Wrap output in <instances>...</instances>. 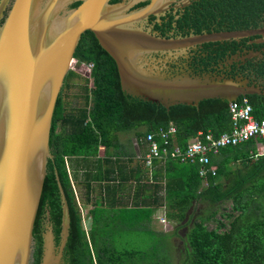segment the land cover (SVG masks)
Segmentation results:
<instances>
[{"label": "water", "instance_id": "obj_1", "mask_svg": "<svg viewBox=\"0 0 264 264\" xmlns=\"http://www.w3.org/2000/svg\"><path fill=\"white\" fill-rule=\"evenodd\" d=\"M233 0H0V264H30L45 175L54 179L37 216V264H74L66 201L54 170L51 127L62 80L84 31L113 60L129 109L197 110L264 95L247 71L264 60V25L231 29Z\"/></svg>", "mask_w": 264, "mask_h": 264}, {"label": "trees", "instance_id": "obj_2", "mask_svg": "<svg viewBox=\"0 0 264 264\" xmlns=\"http://www.w3.org/2000/svg\"><path fill=\"white\" fill-rule=\"evenodd\" d=\"M223 14L225 25L231 29L263 26L264 0L225 2ZM73 58L91 64L89 78L85 77L91 86H82L81 104L77 106H63L57 100L51 127L54 170L67 205L73 263L169 264L163 241L147 250H133L124 247L117 236L133 229L152 232L151 209L163 207L174 229L191 223L182 241L180 264H264V156L254 155L262 142L249 139L220 148L211 157L215 174L207 177L206 186H201L196 164L169 158L154 161L158 163L152 171L150 195L141 200L130 188L128 193L127 177L118 175L133 170V166L127 167V159L115 162L109 151L119 149L117 132L134 129L135 145L142 153L144 134L169 123L176 129L170 144L179 148L198 131L216 136L230 127L228 102L204 103L197 110L129 109L119 90L115 64L97 46L90 31L80 34ZM247 71L264 83L263 59L250 60ZM66 76L77 73L69 70ZM245 97L253 117L264 119V95ZM57 126L64 129L56 130ZM100 147L103 153L98 156ZM69 157L82 167L85 196L78 202L70 182L72 179L74 183L76 172L70 173V178L65 163ZM138 162L143 164L141 157ZM47 191L54 227L60 223L56 185L51 175H45L33 220L30 264H37L39 258L37 216ZM116 194L118 198H114ZM203 202L211 209L199 216L194 205ZM81 203L89 204L85 212ZM210 220L214 225H208Z\"/></svg>", "mask_w": 264, "mask_h": 264}, {"label": "built area", "instance_id": "obj_3", "mask_svg": "<svg viewBox=\"0 0 264 264\" xmlns=\"http://www.w3.org/2000/svg\"><path fill=\"white\" fill-rule=\"evenodd\" d=\"M85 67L89 75L91 64L78 63L72 58L69 70ZM252 107L247 97L235 98L228 102L230 127L228 130L214 136L210 132L198 131L191 137L183 148L170 144L176 129L172 123L159 126L154 131H148L142 138L141 160L143 165L151 167L154 160L175 159L197 165V174L201 179V186L207 185V177L213 176L215 170L211 167V157L217 151L228 145L243 143L249 139L262 142L257 145L254 155L264 156V119H256L251 113ZM161 142V144L158 143ZM163 222V219H161Z\"/></svg>", "mask_w": 264, "mask_h": 264}, {"label": "rangeland", "instance_id": "obj_4", "mask_svg": "<svg viewBox=\"0 0 264 264\" xmlns=\"http://www.w3.org/2000/svg\"><path fill=\"white\" fill-rule=\"evenodd\" d=\"M77 76L74 77V84L70 90H65V93L62 94V100H68L66 106H77L81 104L79 94L82 92V86H91V82L88 77L85 67L81 66L80 68H75ZM86 77V78H85ZM63 126H57L56 130H63ZM132 139H134V129L128 132H117L116 140L117 143L127 147L130 143L132 144ZM134 141V140H133ZM135 143V142H134ZM111 148L109 149V151ZM195 213L199 216H204L209 213L211 207H208L206 203H196L194 205ZM217 209V208H215ZM82 214V212H81ZM83 215V214H82ZM215 218H218V213H216ZM196 219V216L194 217ZM166 220V219H165ZM164 221V220H163ZM215 221L210 220L208 222L209 226L214 225ZM191 223L186 224L184 227L174 229L175 224L168 220L163 226V223L160 220L155 219V222L152 223V232H148L142 229L132 230L121 232L118 237L122 239V244L124 247L133 250H147L148 247L157 241H163L166 247V253L168 254L169 264H180L181 259L183 258L182 251V241L184 239L185 232H187ZM83 226H87L86 220L83 221Z\"/></svg>", "mask_w": 264, "mask_h": 264}, {"label": "crops", "instance_id": "obj_5", "mask_svg": "<svg viewBox=\"0 0 264 264\" xmlns=\"http://www.w3.org/2000/svg\"><path fill=\"white\" fill-rule=\"evenodd\" d=\"M134 139H132V144H128L127 147L124 146H120L118 145V150L117 151H113L110 150V154L112 153V159H115V162H120L121 160H125L127 159V167H132L133 166V170H129L127 171L125 174H118L119 176H124L127 177V188H128V193H131V191L129 192V188L130 190L134 191L135 194H137V200H141L144 197H149L150 195V182L152 180V171H154V169L157 167V163L158 162H154V161H158V160H154L152 162V166L151 167H146L143 164H139L138 159H140L141 157V151H138V149L136 148L135 145V141H133ZM141 150V149H140ZM103 149L100 147L99 148V152H98V156L102 155ZM125 151V152H124ZM66 162V167H67V171H68V175L71 178L73 171L76 172V177L74 179L73 177V182L72 183V179H70L74 194H75V198L77 200V202L81 199L83 200L84 198V182H82L81 178V166H77L74 163V159L72 157L67 158V160H65ZM119 163V164H120ZM70 171V172H69ZM71 175V176H70ZM98 175H101V173H99ZM136 197V196H135ZM114 198H118V194H116L114 196ZM79 205V204H78ZM81 210H83V212H85L88 208H89V204H82L79 205ZM160 220L163 219L164 221L163 226L166 222H168L169 219H167L165 217L164 214V209L163 207H153L151 209V219H150V228H152V223L155 222V219ZM166 219V220H165Z\"/></svg>", "mask_w": 264, "mask_h": 264}, {"label": "flooded vegetation", "instance_id": "obj_6", "mask_svg": "<svg viewBox=\"0 0 264 264\" xmlns=\"http://www.w3.org/2000/svg\"><path fill=\"white\" fill-rule=\"evenodd\" d=\"M68 74V72L66 73V75ZM64 76L63 80H62V84L60 86L59 92L57 94V100H59L61 102V104L63 106H66L68 104V100L63 101L62 99V94L65 93V90H70V88L72 87V85L74 84V77L72 76ZM89 87V86H88Z\"/></svg>", "mask_w": 264, "mask_h": 264}]
</instances>
